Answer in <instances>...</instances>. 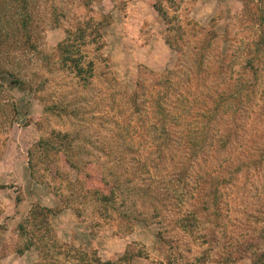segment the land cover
I'll return each instance as SVG.
<instances>
[{"label":"rangeland","instance_id":"rangeland-1","mask_svg":"<svg viewBox=\"0 0 264 264\" xmlns=\"http://www.w3.org/2000/svg\"><path fill=\"white\" fill-rule=\"evenodd\" d=\"M37 8L35 47L4 65L23 84L0 72V264H76L68 245L138 252L129 264H264V0ZM246 60L262 67L254 94L219 107ZM37 206L47 222L27 219Z\"/></svg>","mask_w":264,"mask_h":264},{"label":"trees","instance_id":"trees-1","mask_svg":"<svg viewBox=\"0 0 264 264\" xmlns=\"http://www.w3.org/2000/svg\"><path fill=\"white\" fill-rule=\"evenodd\" d=\"M41 0H0V72H5L8 77H10L9 83L12 86H21L23 84V80L15 76L12 70L6 69L4 65L7 62H10L11 56L10 51L11 49L17 50L22 49L26 46L33 49L35 47V43H33V37L38 34L36 27V23L38 22L37 12V3H39ZM160 10V8H157V10ZM162 12V11H161ZM83 28L78 27L76 28L75 32H71L69 34V37L73 38H80L83 36ZM215 33V32H214ZM182 34V33H181ZM216 34V33H215ZM70 39V38H69ZM261 42L264 41L263 38H260ZM166 41L170 46H172V42L170 38L166 37ZM70 46L74 45L73 40L70 42ZM67 54L64 56L65 62L69 61L72 65H68V67L75 69V71L80 74L84 69L82 66L79 65L77 58H74L73 56H70L68 53V49H64ZM78 50V49H76ZM260 56V55H259ZM10 64V63H9ZM264 65V64H263ZM245 71L241 73V82L238 83V87L234 89V85L227 86L223 90L220 91V94L218 95V98L216 100V103L219 105V103L223 104V100L235 97L238 99L240 96V91L242 88H244L245 93L248 94H254L255 88L259 83L260 77H262V67L255 66L254 63L251 61L246 60L243 67ZM85 71H91V64H88V68ZM247 72V74H246ZM243 75H247L244 80L242 78ZM2 76V75H1ZM5 78L4 76H2ZM84 78V77H83ZM1 85V84H0ZM246 95V96H247ZM261 95L264 98V85L261 91ZM218 105H215L211 107V101L208 102L207 105L200 106L199 108L204 111V109H208V112H214L218 111L219 107ZM234 129V128H233ZM59 139H57V144L62 149H67L71 142L72 138L69 135L68 132H60V131H52ZM51 133V134H52ZM111 193V189L109 191ZM87 193V192H86ZM91 193V192H90ZM92 193H95L96 195H100L97 190H93ZM108 193V192H107ZM102 194L101 197L99 196L98 199H105L107 200L111 194ZM97 197V196H96ZM53 211V210H52ZM49 208L45 207H34L30 209L29 211V217L28 220L31 218H38L42 221V223L47 222V216L46 213L52 212ZM194 214L187 217L189 220H195ZM18 229L20 231L21 236L24 237L26 240L25 245L20 247L18 252H23L24 248H28L33 244V240L31 236H27V232L24 228V225L20 223L18 225ZM54 241V240H53ZM64 254L67 257H72L74 261H76V264H129L131 262V259L135 255H139V253H129L124 252L121 256H119L116 260H101L97 258L96 256L88 257L87 253L83 250L74 248L71 245H68L65 250ZM264 254V252L262 253ZM126 262V263H125ZM75 264V262L73 263Z\"/></svg>","mask_w":264,"mask_h":264}]
</instances>
